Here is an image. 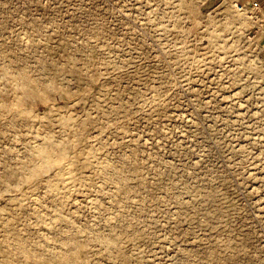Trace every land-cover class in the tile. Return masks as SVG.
Returning <instances> with one entry per match:
<instances>
[{
	"label": "rangeland",
	"instance_id": "rangeland-1",
	"mask_svg": "<svg viewBox=\"0 0 264 264\" xmlns=\"http://www.w3.org/2000/svg\"><path fill=\"white\" fill-rule=\"evenodd\" d=\"M0 264H264V39L230 0H0Z\"/></svg>",
	"mask_w": 264,
	"mask_h": 264
},
{
	"label": "built area",
	"instance_id": "built-area-1",
	"mask_svg": "<svg viewBox=\"0 0 264 264\" xmlns=\"http://www.w3.org/2000/svg\"><path fill=\"white\" fill-rule=\"evenodd\" d=\"M232 7L253 22L255 32L264 39V5L262 0H230Z\"/></svg>",
	"mask_w": 264,
	"mask_h": 264
},
{
	"label": "bare ground",
	"instance_id": "bare-ground-1",
	"mask_svg": "<svg viewBox=\"0 0 264 264\" xmlns=\"http://www.w3.org/2000/svg\"><path fill=\"white\" fill-rule=\"evenodd\" d=\"M51 147H52V145H48L47 147H45L44 149H43V151H44V158L45 159H50V158H52V151H51ZM53 159H55V158H53ZM37 163V162H36ZM61 170V169H60ZM57 171H59V170H57ZM60 174H61V171L59 172ZM66 173H68V171L66 172ZM56 186V185H55ZM25 242V241H24ZM24 244V243H23ZM31 253H32V250H31ZM67 262V261H66Z\"/></svg>",
	"mask_w": 264,
	"mask_h": 264
},
{
	"label": "crops",
	"instance_id": "crops-1",
	"mask_svg": "<svg viewBox=\"0 0 264 264\" xmlns=\"http://www.w3.org/2000/svg\"><path fill=\"white\" fill-rule=\"evenodd\" d=\"M262 2H263V5H264V0H262Z\"/></svg>",
	"mask_w": 264,
	"mask_h": 264
}]
</instances>
